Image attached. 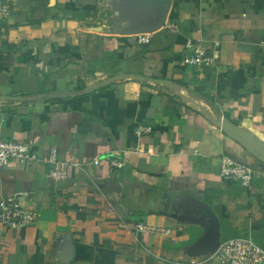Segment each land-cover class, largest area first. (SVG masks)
<instances>
[{
	"label": "crops",
	"instance_id": "0c3cea01",
	"mask_svg": "<svg viewBox=\"0 0 264 264\" xmlns=\"http://www.w3.org/2000/svg\"><path fill=\"white\" fill-rule=\"evenodd\" d=\"M8 1L0 138L70 165L58 182L52 161L0 168V201L37 215L0 225V264H225L216 245L247 235L264 248V0ZM190 38L219 42L215 68L184 63ZM223 156L253 169L250 188L221 178Z\"/></svg>",
	"mask_w": 264,
	"mask_h": 264
},
{
	"label": "built area",
	"instance_id": "2783aa9c",
	"mask_svg": "<svg viewBox=\"0 0 264 264\" xmlns=\"http://www.w3.org/2000/svg\"><path fill=\"white\" fill-rule=\"evenodd\" d=\"M12 14V5L8 0H0V20L7 19ZM174 32L178 29L171 26ZM151 34L140 35L137 42L141 44L150 43ZM219 42L214 46H209L201 41L188 39L185 48L188 54L183 61L199 70L215 68L217 59L214 53ZM152 131L150 126H139L137 135L142 136ZM17 160L22 163H34L36 161H52L53 168L49 172V177L53 181H63L69 176V162L57 159V149L52 147L48 157H39L27 143H19L10 139L0 138V168L6 166L10 160ZM99 163L98 159L94 160ZM220 176L226 181H239L243 186L250 188L254 177L253 169L229 156H223L221 161ZM111 165L121 168L123 163L112 160ZM37 215L19 204L15 197L0 201V225L14 230L26 228L35 223ZM136 229L140 232L168 235L170 230L163 227L139 223ZM213 257L225 264H264V248L257 243L250 235L232 238L221 243L213 253Z\"/></svg>",
	"mask_w": 264,
	"mask_h": 264
},
{
	"label": "rangeland",
	"instance_id": "374dc122",
	"mask_svg": "<svg viewBox=\"0 0 264 264\" xmlns=\"http://www.w3.org/2000/svg\"><path fill=\"white\" fill-rule=\"evenodd\" d=\"M110 4H107L103 9H101L102 11V15L100 18H98L96 21L101 22V24H105V27H110L112 26L113 21L111 20L112 18L114 19V17H112V9L110 8ZM98 9H96L97 11ZM99 11V10H98ZM98 16H94V19H96ZM93 19V20H94Z\"/></svg>",
	"mask_w": 264,
	"mask_h": 264
},
{
	"label": "water",
	"instance_id": "95a60500",
	"mask_svg": "<svg viewBox=\"0 0 264 264\" xmlns=\"http://www.w3.org/2000/svg\"><path fill=\"white\" fill-rule=\"evenodd\" d=\"M218 246H219V244L216 245V247H218Z\"/></svg>",
	"mask_w": 264,
	"mask_h": 264
}]
</instances>
